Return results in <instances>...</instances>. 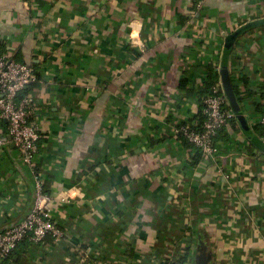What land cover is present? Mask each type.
I'll use <instances>...</instances> for the list:
<instances>
[{"label":"crops","instance_id":"obj_1","mask_svg":"<svg viewBox=\"0 0 264 264\" xmlns=\"http://www.w3.org/2000/svg\"><path fill=\"white\" fill-rule=\"evenodd\" d=\"M198 2L0 0V49L38 77L41 132L26 164L0 116V230L32 211L40 182L63 231L1 264H190L200 228L212 264H264V22L230 56L245 120L220 130L216 154L176 132L204 117L209 65L264 0Z\"/></svg>","mask_w":264,"mask_h":264},{"label":"built area","instance_id":"obj_2","mask_svg":"<svg viewBox=\"0 0 264 264\" xmlns=\"http://www.w3.org/2000/svg\"><path fill=\"white\" fill-rule=\"evenodd\" d=\"M205 1L199 0L198 4L201 6ZM37 80L32 67L11 60L0 50V116L7 120L11 139L22 150L26 164H33L40 151L41 132L34 120V94L31 90ZM226 102L227 98L219 82L204 99L205 119L193 126L183 125L176 132H182L188 141L204 153L216 154L219 150L216 137L234 117V112L225 108ZM259 122L264 127V117ZM261 138L264 139V130ZM3 143L0 140V147ZM49 201L50 197L44 193L41 183L37 182L32 211L21 222L0 230V264L13 254L26 237L36 243L41 242L49 233L55 238L62 237L63 231L52 217Z\"/></svg>","mask_w":264,"mask_h":264},{"label":"water","instance_id":"obj_3","mask_svg":"<svg viewBox=\"0 0 264 264\" xmlns=\"http://www.w3.org/2000/svg\"><path fill=\"white\" fill-rule=\"evenodd\" d=\"M264 19L252 21L243 26H240L236 31L232 32L226 37L224 49L221 54V62L219 65V72L221 77V84L223 87L224 94L230 104L234 114L238 115L239 119L245 120L242 115L240 103L238 101L236 92L234 90L231 70L229 68L230 56L233 46L237 38L248 28H251L257 24L263 23ZM264 149V139L261 138ZM190 252V264H212L213 252L210 241L206 238L205 231L203 228L197 229L193 234V241L191 244Z\"/></svg>","mask_w":264,"mask_h":264},{"label":"trees","instance_id":"obj_4","mask_svg":"<svg viewBox=\"0 0 264 264\" xmlns=\"http://www.w3.org/2000/svg\"><path fill=\"white\" fill-rule=\"evenodd\" d=\"M1 50V49H0ZM2 52V51H1ZM220 82V72H219V69L217 68V66L215 65H209L208 67V76H207V79L205 80V91L206 92V97L208 95H210L212 93V88L213 86H215L217 83ZM235 89V88H234ZM236 93H238V91L235 89ZM27 92V90H26ZM264 95V94H263ZM257 114L260 116V117H264V103H258L257 105ZM225 108L226 109H230L231 110V106L228 102H226L225 104ZM204 114V112H203ZM205 119V116L203 118H201L200 122H202L203 120ZM201 124V123H200ZM259 125L263 126L260 122L258 123ZM184 125V124H183ZM183 125H180L178 128H181ZM190 126H193V125H190ZM225 128V126L221 129L223 130ZM263 130H264V127H263ZM263 133V132H262ZM178 136L184 141V142H187V143H190L192 144L190 141H188V139L184 136V134L182 132H177ZM218 137V136H217ZM217 137H216V142H217ZM218 143V142H217ZM194 145V144H192ZM196 147V146H195ZM197 148V147H196ZM199 150L198 152V155H200L201 153H204L202 151V149L200 148H197ZM45 193V192H44ZM51 234V233H50ZM48 235V234H47ZM25 243V242H28V243H31L32 240L29 238V237H26L24 238L19 244L18 246L21 244V243ZM17 246V247H18ZM188 251H189V248L187 249V253L185 254L184 256V260L187 259L188 257ZM10 257V256H9ZM8 257V258H9ZM7 259V258H6Z\"/></svg>","mask_w":264,"mask_h":264}]
</instances>
